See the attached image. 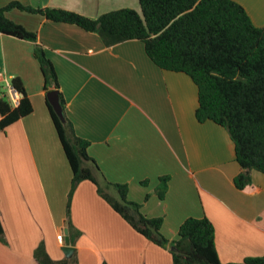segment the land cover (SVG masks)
<instances>
[{
    "label": "crops",
    "instance_id": "obj_1",
    "mask_svg": "<svg viewBox=\"0 0 264 264\" xmlns=\"http://www.w3.org/2000/svg\"><path fill=\"white\" fill-rule=\"evenodd\" d=\"M18 1L96 18L128 1L136 9L138 0ZM235 1L264 26V0ZM6 14L35 40L0 32V75L19 77L32 106L0 129V264H41L39 246L54 262L67 259L57 235L64 240L72 173L46 105L51 89L61 95L74 133L89 141L87 153L104 178L125 183L127 199L144 215L162 217L167 245L184 219L206 216L221 263L264 255V177L251 170L250 182L235 187L241 168L233 141L225 128L196 120L197 88L189 76L157 67L140 40L106 45L74 24L17 9ZM35 45L51 61L58 88L45 87ZM161 176L169 177L163 198L156 193ZM70 219L80 232L71 242L67 231L75 264H171L169 246L135 231L88 180L71 195Z\"/></svg>",
    "mask_w": 264,
    "mask_h": 264
},
{
    "label": "trees",
    "instance_id": "obj_2",
    "mask_svg": "<svg viewBox=\"0 0 264 264\" xmlns=\"http://www.w3.org/2000/svg\"><path fill=\"white\" fill-rule=\"evenodd\" d=\"M138 3L140 13L122 7L91 18L64 8L34 7L12 0L0 7V32L35 40L33 32L7 16V11L17 9L95 32L106 45L140 40L145 54L157 67L184 73L193 81L197 88L196 120L200 123L210 120L227 130L241 168L233 179L235 187L241 189L250 182L251 170L264 177V26L253 24L243 5L235 0H138ZM33 54L45 87L51 84L58 88L54 67L44 50L35 45ZM11 83L21 98L17 106L11 107L0 97V129L32 110L20 78L14 77ZM59 100L63 109L60 94ZM46 105L72 173L65 212L71 242L80 233L70 219L71 195L79 182L88 180L135 231L157 246H169L171 264H223L215 247L213 224L206 216L184 219L176 239L167 245L160 231L162 217H147L140 204L127 199L125 183L107 181L87 153L89 141L74 133L65 116L64 120L58 117L47 98ZM168 180V176L158 178L159 198L164 197ZM1 232L0 227V235ZM35 256L41 264H46V259L51 264H75L74 256L52 261L41 246L35 250ZM227 264H264V255Z\"/></svg>",
    "mask_w": 264,
    "mask_h": 264
},
{
    "label": "water",
    "instance_id": "obj_3",
    "mask_svg": "<svg viewBox=\"0 0 264 264\" xmlns=\"http://www.w3.org/2000/svg\"><path fill=\"white\" fill-rule=\"evenodd\" d=\"M47 100L51 104L53 110L58 115V117L61 120H64V114L63 109L59 100V92L57 89H51L46 93ZM61 250L63 251V254L66 258H69L73 252L75 251V248L70 245L69 242V236L67 233V229H64V240L63 245L61 246Z\"/></svg>",
    "mask_w": 264,
    "mask_h": 264
},
{
    "label": "built area",
    "instance_id": "obj_4",
    "mask_svg": "<svg viewBox=\"0 0 264 264\" xmlns=\"http://www.w3.org/2000/svg\"><path fill=\"white\" fill-rule=\"evenodd\" d=\"M0 97H4L12 107L17 106L20 100V93L4 75H0ZM57 240L63 241L62 233L57 235Z\"/></svg>",
    "mask_w": 264,
    "mask_h": 264
},
{
    "label": "rangeland",
    "instance_id": "obj_5",
    "mask_svg": "<svg viewBox=\"0 0 264 264\" xmlns=\"http://www.w3.org/2000/svg\"><path fill=\"white\" fill-rule=\"evenodd\" d=\"M128 5H126V6H128V7H130V6H132L131 4V1H128V3H127ZM133 6H136V9H137V11L140 13L141 12V10H140V6H139V4H138V1H137V3L135 4V5H133ZM131 8V7H130Z\"/></svg>",
    "mask_w": 264,
    "mask_h": 264
}]
</instances>
